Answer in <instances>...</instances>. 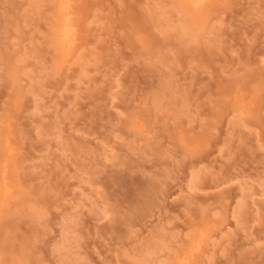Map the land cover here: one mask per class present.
<instances>
[{
    "label": "rangeland",
    "instance_id": "1",
    "mask_svg": "<svg viewBox=\"0 0 264 264\" xmlns=\"http://www.w3.org/2000/svg\"><path fill=\"white\" fill-rule=\"evenodd\" d=\"M62 1L0 0V264H176L205 229L190 264H264V0H67L65 61Z\"/></svg>",
    "mask_w": 264,
    "mask_h": 264
},
{
    "label": "bare ground",
    "instance_id": "2",
    "mask_svg": "<svg viewBox=\"0 0 264 264\" xmlns=\"http://www.w3.org/2000/svg\"><path fill=\"white\" fill-rule=\"evenodd\" d=\"M189 5H192L197 10H201L204 8L207 4L208 0H184ZM60 15L62 17L60 24L58 25L56 29V38H57V46L62 51L64 61L68 58L70 55V52L75 46L76 43V28L74 26L73 20H72V13L70 9V4L67 0H63L60 4ZM6 156L11 157L14 154V149L11 147L10 143H6ZM12 158V157H11ZM5 173H7L5 171ZM5 179H7L5 177ZM1 189H0V199L5 198V200H8L12 197L13 194V187L7 183L6 180H3L1 182ZM210 234L209 229L203 230L200 234H198V237H195L192 247H190V257L186 258V250L177 257L176 264H190V261L195 257L196 254L200 253L202 248H204V244L206 240L208 239ZM196 236V235H194ZM193 236V237H194ZM206 245V244H205ZM188 253V252H187ZM145 260V259H144Z\"/></svg>",
    "mask_w": 264,
    "mask_h": 264
}]
</instances>
